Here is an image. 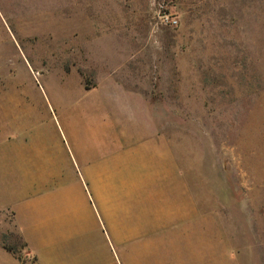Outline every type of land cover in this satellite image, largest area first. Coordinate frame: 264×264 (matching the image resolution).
<instances>
[{
  "label": "rangeland",
  "instance_id": "374dc122",
  "mask_svg": "<svg viewBox=\"0 0 264 264\" xmlns=\"http://www.w3.org/2000/svg\"><path fill=\"white\" fill-rule=\"evenodd\" d=\"M158 138L170 156L124 167L170 160L175 175L107 176L69 260L264 264V0H0V141H26L21 168L58 154L78 185ZM11 226L0 213V246L34 260Z\"/></svg>",
  "mask_w": 264,
  "mask_h": 264
},
{
  "label": "crops",
  "instance_id": "0c3cea01",
  "mask_svg": "<svg viewBox=\"0 0 264 264\" xmlns=\"http://www.w3.org/2000/svg\"><path fill=\"white\" fill-rule=\"evenodd\" d=\"M106 134L111 136L109 130ZM167 143V139L158 138L123 144L117 153L122 154L121 160L124 159L118 161L115 170L106 166L100 167L98 164L87 165L82 172L81 183L76 185L75 178L73 179L74 170H64L59 163L58 154H51L48 159L46 155L38 153L41 155L40 159L30 164L32 168L24 169L20 165L24 158L21 151L28 145L26 141L11 139L0 141V213H11V229L24 241L25 251L34 256V260L25 264H85L90 254L80 255L78 260L76 259L77 262H73L69 260L68 252L74 247L84 249L89 245L91 237L89 230L92 228L90 218H94L97 224L94 217L95 213L99 220L96 207L98 206L101 211L105 208V197L99 190L107 182L106 177L115 176L116 179L109 182L118 185L125 182L122 178L124 176L139 179L154 176L157 177L154 178L157 183L169 182L166 176L176 173L169 168L170 160L164 168H159L160 170L150 168L146 163L133 164L132 168L124 167L129 165L126 161H129L127 158L133 155V151L148 152L149 155V150L153 148L155 153L158 152L156 156L159 158L167 155L165 151L170 156L171 149ZM38 144L42 145V148L45 147V142ZM70 175L73 176L72 183L69 180ZM170 180V184L176 186L178 196L173 199L178 201L180 198L178 195L180 188L181 199L186 206V187L184 188L177 180ZM97 227H100V223ZM0 264H22V261L0 246Z\"/></svg>",
  "mask_w": 264,
  "mask_h": 264
},
{
  "label": "trees",
  "instance_id": "16d2710c",
  "mask_svg": "<svg viewBox=\"0 0 264 264\" xmlns=\"http://www.w3.org/2000/svg\"><path fill=\"white\" fill-rule=\"evenodd\" d=\"M25 243L23 244V249L25 248ZM7 251H9V252H12V253H14V254H18L17 256L19 257V259L21 258V255H19V252H17L16 251V249L15 248H12L11 246H8V245H6V244H4V246H3ZM20 251V250H19Z\"/></svg>",
  "mask_w": 264,
  "mask_h": 264
},
{
  "label": "built area",
  "instance_id": "2783aa9c",
  "mask_svg": "<svg viewBox=\"0 0 264 264\" xmlns=\"http://www.w3.org/2000/svg\"><path fill=\"white\" fill-rule=\"evenodd\" d=\"M174 23H177V21L175 20V21H173Z\"/></svg>",
  "mask_w": 264,
  "mask_h": 264
}]
</instances>
